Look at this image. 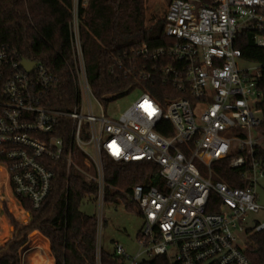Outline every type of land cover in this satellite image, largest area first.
I'll list each match as a JSON object with an SVG mask.
<instances>
[{"label":"built area","instance_id":"1","mask_svg":"<svg viewBox=\"0 0 264 264\" xmlns=\"http://www.w3.org/2000/svg\"><path fill=\"white\" fill-rule=\"evenodd\" d=\"M164 21L168 43L158 48L144 44L136 55L155 62L163 81L183 97L162 105L145 93L118 120L105 116L92 92L78 14L72 46L77 103L70 112L51 105L58 79L50 70L34 62L29 71L23 64L29 60L0 44V168L21 207L19 199L24 198L39 210L55 178L48 164L64 161L70 170L76 166L74 149L84 155L81 170L86 178L99 185L101 204L104 155L118 163H154L160 168L163 190L143 184L129 193L144 219L138 238L141 253L132 258L117 244L115 255L125 264H142L158 256H167L174 264H252L247 244L240 245L236 233L264 232V223L249 226L250 214L264 210L258 194L264 170L256 159L248 162L261 144L252 131L258 133L264 120L262 72L259 66L240 67L242 53L235 44L239 34L250 30L256 33V45L264 48V0H216L213 6L171 0ZM140 76L145 81L152 78L145 71ZM92 100L101 115L95 113ZM65 118L72 124L70 145L57 135ZM163 121L172 124V135L158 132ZM229 157L232 168L249 167L248 187L214 182L212 165ZM196 160L209 168L210 177L202 175ZM88 170L94 176L89 177ZM213 192L220 199V213L207 212ZM100 222L101 216L98 228ZM101 253L97 244V264Z\"/></svg>","mask_w":264,"mask_h":264},{"label":"trees","instance_id":"2","mask_svg":"<svg viewBox=\"0 0 264 264\" xmlns=\"http://www.w3.org/2000/svg\"><path fill=\"white\" fill-rule=\"evenodd\" d=\"M197 1L203 6H213L216 0ZM40 2L47 4L57 15L47 32L38 13ZM71 3L73 0H0V44L15 48L25 60L43 64L57 77L56 87L51 93V105L66 112L76 106L78 90L76 60L72 47L66 46L63 34L66 23L61 18ZM146 4L147 0H78L79 35L87 77L93 94L100 101L115 100L136 87L143 88L162 105L183 97L163 81L159 71L154 69L155 62L136 55L144 44L158 48L168 43L164 37V20L146 27ZM156 18L153 14L152 21ZM255 37V32L246 30L238 35L235 47L241 51L243 61L260 67L262 78L259 88L264 99V48L256 45ZM144 71L152 78L142 80L140 74ZM261 107L264 110V101ZM62 125V133L57 135L70 145L71 121L62 119ZM173 131L168 121H163L158 127V132L165 136L172 135ZM258 134L264 139V120ZM256 151L255 157L249 158L248 162L256 159L264 170V146L260 144ZM231 159L212 165L214 182H222L230 188L248 187L245 173L249 167L234 169L230 166ZM74 160L76 166L70 170L64 161L48 164L55 178L50 196L41 209L34 210L28 200L19 199L22 207L32 213L30 223H20L5 208V215L15 231L5 247L0 248V264H21L20 250L26 251L30 244L27 240L35 231L49 241L56 264H97L98 219L83 211V206L88 202L97 203L99 185L89 181L82 172L84 155L78 149H74ZM103 165L104 202L122 199L133 211L138 206L130 200L129 193L136 185L150 184L163 190L164 180L160 176V168L154 163H118L104 155ZM10 202L14 207L12 198ZM220 209V199L213 192L207 212L220 213ZM19 212L22 218H27L25 212ZM247 234L248 259L252 264H264V232L250 229ZM101 264H125V261L114 252L102 249ZM142 264L174 263L167 256H158Z\"/></svg>","mask_w":264,"mask_h":264},{"label":"rangeland","instance_id":"3","mask_svg":"<svg viewBox=\"0 0 264 264\" xmlns=\"http://www.w3.org/2000/svg\"><path fill=\"white\" fill-rule=\"evenodd\" d=\"M194 1V0H193ZM171 0H147L146 4V27L150 28L156 22L164 20L165 14ZM39 15L44 21L45 31H48V27L55 21L57 15L53 13V9L47 4L40 2ZM77 14H78V0H73L68 11L62 14L61 18L66 23L63 34L66 46H73L74 33L77 31ZM155 14L157 18L152 21V16ZM240 67L243 69L255 68L256 66L246 61H240ZM146 91L141 87H136L127 93L125 96L119 97L115 100L101 101V105L105 116L108 119L118 120L130 107H132ZM92 106L97 115H101V108L98 106L97 101H91ZM255 139H259L261 145L264 146V139L261 138L257 131H252ZM88 150L92 153L93 148L88 147ZM200 169L204 177H210V170L202 164L199 160L195 163ZM4 170L0 168V248H4L5 244L13 237L15 227L11 225L10 220L5 215V208L16 217V219L26 225L30 223L32 219V213L27 212L21 205L13 199L10 190L8 188L7 177ZM88 175L94 176L92 170H88ZM10 193V194H9ZM259 203L264 208V179H261L258 185ZM8 197H4L7 196ZM10 198L14 200L10 202ZM22 208V209H21ZM20 210H25L27 218L24 219L20 215ZM83 211L89 215H95L99 219L102 217V222L99 223L98 228V245L108 252H114L116 245L122 246L126 253L134 258L141 253V247L138 243L139 235L144 225V219L140 215L138 207L136 209L129 210L126 206V202L120 199L118 202L105 201L102 204L97 201L96 204L86 203L83 206ZM256 222L264 223V210L259 213L250 214L249 226L252 227ZM248 227V226H247ZM238 236V242L240 245L247 244V233H236ZM27 242L29 246L26 251L23 252V248L20 250L19 258L21 264H23V257H25V264H29V260L32 259L34 264H47V255L50 254L49 241L37 231L30 234ZM26 242V243H27ZM4 250V249H3ZM1 254V252H0ZM29 259V260H28ZM50 260V264H53V260ZM143 259V256L140 258Z\"/></svg>","mask_w":264,"mask_h":264},{"label":"crops","instance_id":"4","mask_svg":"<svg viewBox=\"0 0 264 264\" xmlns=\"http://www.w3.org/2000/svg\"><path fill=\"white\" fill-rule=\"evenodd\" d=\"M6 176V175H5ZM7 182H8V179H7ZM8 188H9V190H10V187H9V185H8ZM10 193H11V191H10ZM11 195H12V193H11ZM13 199H15L14 197H13ZM16 200V199H15ZM17 202V201H16ZM22 209V208H21ZM22 211V210H21ZM23 212H25L26 214H29V213H27L25 210H23ZM48 258H51V260H53V264H56V261H55V258L52 256V254H51V251H50V254L49 255H47V259ZM47 259H46V261H47ZM25 257H23V264H25ZM29 260V259H28ZM29 264H34V262H33V260L32 259H30L29 260ZM45 264V263H44Z\"/></svg>","mask_w":264,"mask_h":264},{"label":"water","instance_id":"5","mask_svg":"<svg viewBox=\"0 0 264 264\" xmlns=\"http://www.w3.org/2000/svg\"><path fill=\"white\" fill-rule=\"evenodd\" d=\"M23 64H24L25 68L28 69L29 71H32V69L35 67L34 62L24 61Z\"/></svg>","mask_w":264,"mask_h":264},{"label":"bare ground","instance_id":"6","mask_svg":"<svg viewBox=\"0 0 264 264\" xmlns=\"http://www.w3.org/2000/svg\"><path fill=\"white\" fill-rule=\"evenodd\" d=\"M46 262H47V264H50V260H49V259H47V261H46Z\"/></svg>","mask_w":264,"mask_h":264}]
</instances>
